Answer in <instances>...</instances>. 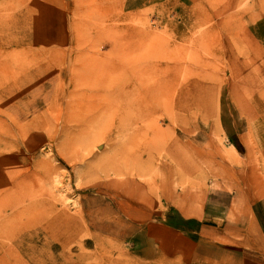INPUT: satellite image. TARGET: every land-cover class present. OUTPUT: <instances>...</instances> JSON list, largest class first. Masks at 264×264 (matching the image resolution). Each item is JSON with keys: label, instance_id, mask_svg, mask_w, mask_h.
Instances as JSON below:
<instances>
[{"label": "rangeland", "instance_id": "rangeland-1", "mask_svg": "<svg viewBox=\"0 0 264 264\" xmlns=\"http://www.w3.org/2000/svg\"><path fill=\"white\" fill-rule=\"evenodd\" d=\"M0 264H264V0H0Z\"/></svg>", "mask_w": 264, "mask_h": 264}, {"label": "bare ground", "instance_id": "bare-ground-1", "mask_svg": "<svg viewBox=\"0 0 264 264\" xmlns=\"http://www.w3.org/2000/svg\"><path fill=\"white\" fill-rule=\"evenodd\" d=\"M239 1H240V0H239ZM237 3H238V2H237ZM229 5H230V4H229ZM225 11H226V10H225ZM230 15H231V14H230ZM10 149H11V148H10ZM17 165H18V164H17ZM19 183H20V182H19ZM20 184H21V183H20ZM20 184H18V186H19ZM20 186H21V185H20ZM22 186H23V185H22ZM24 186H25V185H24ZM150 187H151V186H150ZM91 188H92V187H91ZM13 189H14V188H13ZM16 190H17V189H16ZM16 190H14V191H16ZM12 191H13V190H12ZM10 192H11V191H10ZM149 192H151V190H150V189H149ZM12 193H13V192H12ZM15 194H16V193H15ZM19 194H20V193H19ZM12 196H13V195H12ZM18 196H19V195H17V197H18ZM129 196H130V195H129ZM137 198H138V197H137ZM129 200H130V199H129ZM138 201H139V200H138ZM108 202H109V201H108ZM133 202H134V201H133ZM132 204H133V203H132ZM28 205H29V204H28ZM25 206L28 208V206H27V205H24V207H25ZM26 207H25V208H23V206H22V208H21V209L23 210V212H24V210L26 211V209H27ZM29 208H30V207H29ZM29 208H28V210H29ZM21 209H18L17 211H19V212H20V210H21ZM27 212H28V211H27ZM81 214H83V212H82ZM33 219H34V218H33ZM33 219H31V221H32ZM29 220H30V219H29ZM251 221H252V220H251ZM26 223H28V221H27ZM30 224H31V223H30ZM27 225H28V224H27ZM258 225H259V224H258ZM258 229H259V228H258Z\"/></svg>", "mask_w": 264, "mask_h": 264}]
</instances>
